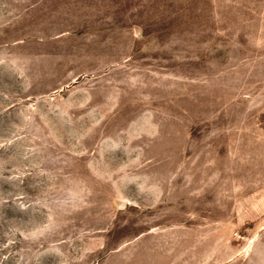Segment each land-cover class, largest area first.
<instances>
[{"label": "rangeland", "instance_id": "obj_1", "mask_svg": "<svg viewBox=\"0 0 264 264\" xmlns=\"http://www.w3.org/2000/svg\"><path fill=\"white\" fill-rule=\"evenodd\" d=\"M0 264H264V0H0Z\"/></svg>", "mask_w": 264, "mask_h": 264}]
</instances>
